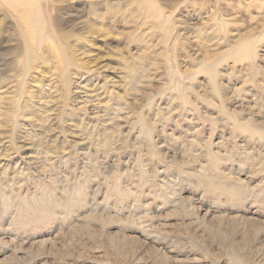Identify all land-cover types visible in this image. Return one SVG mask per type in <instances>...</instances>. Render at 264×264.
Instances as JSON below:
<instances>
[{"label":"rangeland","instance_id":"374dc122","mask_svg":"<svg viewBox=\"0 0 264 264\" xmlns=\"http://www.w3.org/2000/svg\"><path fill=\"white\" fill-rule=\"evenodd\" d=\"M40 1L35 44L0 1V264H264V0Z\"/></svg>","mask_w":264,"mask_h":264},{"label":"bare ground","instance_id":"6f19581e","mask_svg":"<svg viewBox=\"0 0 264 264\" xmlns=\"http://www.w3.org/2000/svg\"><path fill=\"white\" fill-rule=\"evenodd\" d=\"M1 1V0H0ZM5 2L3 5H8L11 10L21 12L20 16L24 25L28 29H33L36 35L31 37L32 43L35 44L43 35L45 30L46 20L44 13H47L40 0H2ZM7 6V7H8ZM51 16V15H50ZM50 28V27H49ZM40 37V38H39ZM29 56V55H28Z\"/></svg>","mask_w":264,"mask_h":264}]
</instances>
